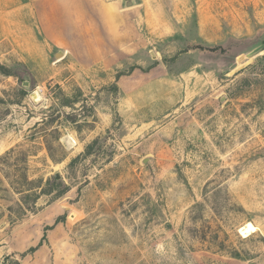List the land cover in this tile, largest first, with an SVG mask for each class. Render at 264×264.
I'll return each mask as SVG.
<instances>
[{"label":"rangeland","instance_id":"1","mask_svg":"<svg viewBox=\"0 0 264 264\" xmlns=\"http://www.w3.org/2000/svg\"><path fill=\"white\" fill-rule=\"evenodd\" d=\"M262 8L0 0V263L264 264Z\"/></svg>","mask_w":264,"mask_h":264},{"label":"trees","instance_id":"2","mask_svg":"<svg viewBox=\"0 0 264 264\" xmlns=\"http://www.w3.org/2000/svg\"><path fill=\"white\" fill-rule=\"evenodd\" d=\"M13 151V150H11ZM26 186H32L34 185V182L33 181H28V180H25L24 181ZM35 188H30L28 190H25V192H30L31 193H26L25 197H33L34 199H38V194L37 191H34ZM34 249H31L30 251H33ZM0 264H21L19 260H17L14 256H6L3 258L2 262Z\"/></svg>","mask_w":264,"mask_h":264},{"label":"bare ground","instance_id":"3","mask_svg":"<svg viewBox=\"0 0 264 264\" xmlns=\"http://www.w3.org/2000/svg\"><path fill=\"white\" fill-rule=\"evenodd\" d=\"M255 228L250 224H246L245 227L240 229V234L242 236H247L249 233L254 232Z\"/></svg>","mask_w":264,"mask_h":264},{"label":"crops","instance_id":"4","mask_svg":"<svg viewBox=\"0 0 264 264\" xmlns=\"http://www.w3.org/2000/svg\"><path fill=\"white\" fill-rule=\"evenodd\" d=\"M261 3H262V9H264V0H261Z\"/></svg>","mask_w":264,"mask_h":264}]
</instances>
